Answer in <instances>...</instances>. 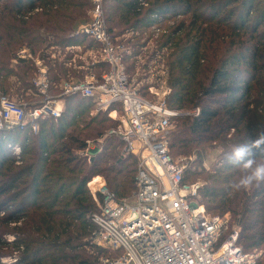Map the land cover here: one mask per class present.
Instances as JSON below:
<instances>
[{
    "label": "trees",
    "instance_id": "obj_1",
    "mask_svg": "<svg viewBox=\"0 0 264 264\" xmlns=\"http://www.w3.org/2000/svg\"><path fill=\"white\" fill-rule=\"evenodd\" d=\"M91 9L92 0H0V93L31 106L38 101L29 95L35 70L18 58L21 50L46 64L52 92L84 79L73 60L95 47L77 35ZM104 11L109 35L130 51L124 60L129 76L140 60V71L163 66L169 107L199 110L177 118L169 139L173 158L189 159L186 183L200 178L208 214L229 215L244 251L264 254V185L231 189L238 169L225 160L233 145L254 139L264 126V0H104ZM78 46L81 52L74 51ZM97 69V75L107 71ZM64 101L62 118L41 122L37 134H0V260L12 248L20 253L17 264H98L121 254L95 244L91 216L98 207L87 185L102 176L118 201L130 200L137 158L109 136L118 126L109 112L92 116L95 103L80 96ZM89 142L100 150L92 157ZM16 145L20 165L10 148ZM216 150L219 160L207 171L209 151Z\"/></svg>",
    "mask_w": 264,
    "mask_h": 264
},
{
    "label": "built area",
    "instance_id": "obj_2",
    "mask_svg": "<svg viewBox=\"0 0 264 264\" xmlns=\"http://www.w3.org/2000/svg\"><path fill=\"white\" fill-rule=\"evenodd\" d=\"M89 16V23L81 26L77 35L93 41L95 47L84 54L95 50L99 60L88 68L79 66L90 72L82 80L65 81L59 97L51 95L46 64L28 50L18 52L19 59L34 67L32 84L39 100L31 106L0 93V134L27 129L37 134L41 122L62 118L64 99L72 96L94 102L92 116L109 112V117L118 122L109 136L123 143L126 156L137 158L136 192L130 200L118 201L102 176L88 183L98 207L91 216L98 229L95 243L121 252L118 257L101 258L98 264H259L263 252L244 251L240 229L231 226L229 215L208 214L201 203L202 184L186 183L188 159L171 155L169 139L174 121L198 116L199 110L184 113L171 109L168 98L172 90L166 81L162 94L156 93L153 100L141 95L124 62L130 51L115 43L108 33L104 0H92ZM73 49L83 50L80 46ZM100 65H105L107 71L97 75L94 70ZM10 148L20 165L21 148ZM99 151L89 142V157ZM17 262L15 255L11 263Z\"/></svg>",
    "mask_w": 264,
    "mask_h": 264
},
{
    "label": "rangeland",
    "instance_id": "obj_3",
    "mask_svg": "<svg viewBox=\"0 0 264 264\" xmlns=\"http://www.w3.org/2000/svg\"><path fill=\"white\" fill-rule=\"evenodd\" d=\"M172 24L173 23L165 24L166 30H168L167 26H172ZM139 58H141V57H139ZM96 59L99 60V57H98V54L95 50L90 52L89 54H84V55L82 54L80 56L76 55L74 57V60H73L75 62V63H73V65H74L73 68H74L75 72H80L81 73L80 75H83V73H88V70L87 69H80L79 66L83 65V66H85V68H88L89 66H91L93 64V62ZM144 64H145V61L140 60L139 66H137L135 69V74L132 73L131 75L134 76V82H137V88L140 90L141 95H143L144 97H146L149 100H153L156 93L162 94V92H163L162 89H165L164 81H166L167 75L164 72L165 69L163 66H161L160 69L155 73H153V70H150V69L147 70V72H145L144 70L140 71V69L142 68V66ZM153 66L154 65H152V67ZM82 70H84V72ZM138 74H140V76L142 77L140 79V81H138L139 80ZM150 89L153 90V93L150 92ZM156 90H158V92H156ZM30 94L35 95V91L34 90H33V92L30 91L29 95ZM51 95L54 97H59L60 93L54 91V92H51ZM36 99H38V98H36ZM25 103H27V102H25ZM64 110H65V101H64ZM219 155H220L219 150L209 151L208 158L204 164L205 170L209 171V170H212L214 168V166L217 164V162L219 160ZM179 158H183V157H179ZM176 159H178V158H176ZM195 159H196L195 157L191 158V160H195ZM189 168H190V164L188 163V169ZM190 179H192L193 181L190 180L189 181L190 183H188V184H192V183L204 184L200 178L192 177ZM10 228H13V226H10ZM7 238H8L7 240H10L11 238H13V236L7 235ZM95 244H97V243H95ZM9 252L11 253L12 257L11 256L3 257L0 260V264H14V263H11V259L13 258V256L17 255L18 258L20 256V253L16 252L14 248H12V251L10 250ZM15 264H17V263H15Z\"/></svg>",
    "mask_w": 264,
    "mask_h": 264
},
{
    "label": "clouds",
    "instance_id": "obj_4",
    "mask_svg": "<svg viewBox=\"0 0 264 264\" xmlns=\"http://www.w3.org/2000/svg\"><path fill=\"white\" fill-rule=\"evenodd\" d=\"M264 146V126L257 130L255 138L247 143L235 144L225 155L228 164L238 169V174L229 182L236 191L251 190L264 185V155L259 154Z\"/></svg>",
    "mask_w": 264,
    "mask_h": 264
}]
</instances>
